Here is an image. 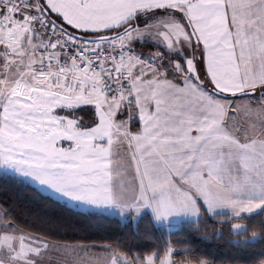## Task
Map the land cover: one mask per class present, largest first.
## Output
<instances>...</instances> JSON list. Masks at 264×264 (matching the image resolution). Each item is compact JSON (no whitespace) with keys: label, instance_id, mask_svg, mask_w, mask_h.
<instances>
[{"label":"snow or ice","instance_id":"snow-or-ice-1","mask_svg":"<svg viewBox=\"0 0 264 264\" xmlns=\"http://www.w3.org/2000/svg\"><path fill=\"white\" fill-rule=\"evenodd\" d=\"M0 178V264H264V0H0Z\"/></svg>","mask_w":264,"mask_h":264},{"label":"trees","instance_id":"trees-1","mask_svg":"<svg viewBox=\"0 0 264 264\" xmlns=\"http://www.w3.org/2000/svg\"><path fill=\"white\" fill-rule=\"evenodd\" d=\"M30 195H32L30 190L18 189L14 185L7 183L2 178H0V200H12L14 203L18 204L20 211H25L27 208L31 207V205L26 201V198ZM185 224L190 225L191 222H185ZM122 227L123 225L116 223H112L109 225V228L113 230H118ZM128 227L129 229H131V223H129ZM153 228L154 226L150 219L141 218L138 221L137 229L144 234L152 232ZM225 230L227 232V229ZM230 247L231 246L228 244L227 235L218 241L213 240L212 242L201 245L203 252L210 253L213 257L226 255Z\"/></svg>","mask_w":264,"mask_h":264},{"label":"crops","instance_id":"crops-1","mask_svg":"<svg viewBox=\"0 0 264 264\" xmlns=\"http://www.w3.org/2000/svg\"><path fill=\"white\" fill-rule=\"evenodd\" d=\"M185 222H191V221H184V223H185Z\"/></svg>","mask_w":264,"mask_h":264}]
</instances>
